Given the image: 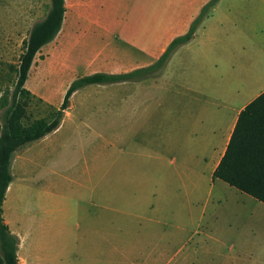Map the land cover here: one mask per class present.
Listing matches in <instances>:
<instances>
[{
    "label": "crops",
    "instance_id": "0c3cea01",
    "mask_svg": "<svg viewBox=\"0 0 264 264\" xmlns=\"http://www.w3.org/2000/svg\"><path fill=\"white\" fill-rule=\"evenodd\" d=\"M210 1L65 0L61 31L41 49L46 50L48 58L40 69L59 74L61 69L84 68L86 72L78 74L79 78L149 67L160 59L174 39L188 33ZM225 1L228 6L224 5ZM231 1L234 0L217 3L197 29L194 39L176 50L160 76L93 84L113 88L101 94L104 103L97 104L101 107L93 110L85 107L88 104H82L84 108L74 106L76 98L92 85L83 87L72 96L71 109L61 126L39 140L41 143L59 134L67 120L76 116L74 111L81 112L77 116H87L99 110L106 123L108 120L103 117L117 116L121 129L136 132L134 140L129 141L140 147V156L122 160L120 177L135 181L136 195L141 189H149V196L142 205L132 207L126 204L127 193L118 190V206L112 205V191L107 189V175H104L101 192L92 188V212L86 220L88 228L103 227V239L109 242L111 212L121 213L118 219L120 259L158 262L168 259L173 264H189L191 250L188 249L182 263L174 261L196 237L204 234L207 238L202 228L210 210L218 209L227 201L220 190L225 186L221 182L227 183L214 178V173L240 113L264 92V40H257L262 36L256 37L239 27ZM250 52H255L257 58L259 73L255 79L248 74L249 68L245 71L252 60ZM239 71H243L244 79L238 78ZM163 83H166L165 91H157ZM116 99L119 102L112 103ZM77 121L88 122L80 118ZM146 150L152 154L146 155ZM227 185L230 192L243 194L235 193L236 205L230 214L234 259L237 264L250 256L263 261L264 203ZM93 199L103 202L97 208L104 207L107 214L96 213ZM62 212L55 211V218L59 219ZM45 214L49 211L45 210ZM128 219L139 220L133 234L129 232L131 226L125 223ZM29 237L30 233L23 243L22 258L18 255L19 263L21 260L22 264H56L53 254L39 253L32 259ZM165 244L180 246L172 252Z\"/></svg>",
    "mask_w": 264,
    "mask_h": 264
},
{
    "label": "rangeland",
    "instance_id": "374dc122",
    "mask_svg": "<svg viewBox=\"0 0 264 264\" xmlns=\"http://www.w3.org/2000/svg\"><path fill=\"white\" fill-rule=\"evenodd\" d=\"M49 5L51 8V0H0V131L5 112L14 103L16 71L24 42L33 26L46 18ZM224 5L228 6L226 1ZM231 6L232 12L239 19V27L247 29L256 37L262 36L257 40L263 41L264 0H234ZM45 51H41L35 59L25 84L26 93L18 95L16 100L15 108H22L25 112L21 120L25 126L37 120H53L71 83L78 74L86 72L81 67L74 70L61 69L59 74L49 69H40L47 62ZM251 58L245 71L249 68L248 74L255 79L259 73L255 52H250ZM238 78L244 79L243 71H239ZM165 88L166 83H163L157 91H165ZM111 90V86H88L76 98L74 106L84 108L88 104L85 107L98 109L101 105L97 104L104 103L101 94ZM116 102L119 100L112 101ZM131 103L134 104V101ZM98 111H91L87 116H77L81 112L74 111L76 116L67 120L59 134H53L41 143L34 142L13 155L10 168L13 179L5 196L2 215L9 230L19 239L18 255L22 258L23 243L30 233L32 259L41 253L53 254L56 264H107L108 258L110 264H173L168 259L159 262L120 259L118 219L121 213L118 211L111 212L109 242L103 239V227L94 226L92 229L87 226V215L92 212V188L96 187L97 192H101L104 175H107L105 185L112 191V205L118 206V190L127 193L126 204L132 207L145 203L151 192L149 189H141L136 195L135 181L129 177L124 180L123 175L120 177L122 160L140 156V147L129 141L130 138L134 140L136 132L121 129L117 116L103 117L108 120L106 123L102 120V112ZM78 118L87 119L88 122L80 123ZM151 154L150 150H146V155ZM221 183L225 185L220 190L227 196V201H223L218 209L210 210L202 228L207 238L204 234L196 237L185 246V252L174 263H182L181 259L188 249L191 250L189 264H237L232 253L230 214L236 205L235 193L238 196L243 194L236 190L230 192L227 188L229 186ZM99 202L93 199L96 213L107 214L104 207L97 208ZM45 210L49 214L46 215ZM58 210L63 212L56 219L55 211ZM138 221L135 219L131 222L128 219L125 222L132 228L130 233L133 234L134 225ZM165 245L172 252L180 246ZM240 264H264V260L250 256L242 258Z\"/></svg>",
    "mask_w": 264,
    "mask_h": 264
},
{
    "label": "trees",
    "instance_id": "16d2710c",
    "mask_svg": "<svg viewBox=\"0 0 264 264\" xmlns=\"http://www.w3.org/2000/svg\"><path fill=\"white\" fill-rule=\"evenodd\" d=\"M219 1L211 0L207 3L193 21L188 33L174 39L153 65L122 74L94 73L79 77L69 86L53 120L50 122L37 120L25 126L21 121L25 114L24 110L15 108L17 97L26 93L25 84L36 56L45 45L57 37L65 18V0H51V8L46 18L33 26L28 39L24 42L23 53L16 71L14 103L4 114V124L0 131V264H20L19 239L9 230L2 215L5 196L13 179L10 171L13 155L18 150L55 132L70 108L72 96L83 87L160 76L176 50L194 39L197 29ZM214 178L264 203V92L240 113Z\"/></svg>",
    "mask_w": 264,
    "mask_h": 264
}]
</instances>
